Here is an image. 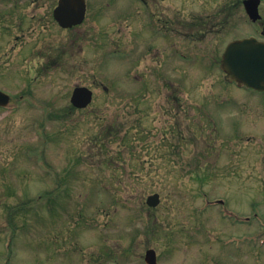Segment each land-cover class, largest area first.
I'll list each match as a JSON object with an SVG mask.
<instances>
[{
  "label": "rangeland",
  "instance_id": "obj_1",
  "mask_svg": "<svg viewBox=\"0 0 264 264\" xmlns=\"http://www.w3.org/2000/svg\"><path fill=\"white\" fill-rule=\"evenodd\" d=\"M119 1L121 17L47 21L0 49V264H146L148 248L161 264H264V94L217 65L249 32L242 4L156 0L150 17ZM77 85L94 91L82 110ZM109 125L120 135L100 144Z\"/></svg>",
  "mask_w": 264,
  "mask_h": 264
},
{
  "label": "flooded vegetation",
  "instance_id": "obj_2",
  "mask_svg": "<svg viewBox=\"0 0 264 264\" xmlns=\"http://www.w3.org/2000/svg\"><path fill=\"white\" fill-rule=\"evenodd\" d=\"M234 1L235 0H233V2ZM138 2L141 3L142 7L136 12L138 15L142 12H146L150 17L155 16L157 11L156 0H138ZM240 3L247 14L245 0H236L235 6L238 7ZM60 4L61 0H0V49H8L10 40L14 38L19 39L21 35L28 33L30 29L32 30L36 26L44 24L47 21L49 23H54L60 30L76 31L91 13H95L98 17H116V15L117 17H121L123 13H126L128 8L125 6L124 2L119 0H85L86 10L84 20L71 27H64L56 16ZM116 4L118 7L115 9ZM71 7L73 11H60V14L64 16L73 15L76 12L77 6L71 5ZM258 7V12L260 13L259 19L253 20L247 15L248 19H246V22L249 26V32L241 37L256 36L262 41L264 40V1L261 0ZM106 10L112 14L105 15ZM220 25H222L221 22L217 23V28ZM87 31L88 29L86 28L85 32ZM56 58H58V56ZM254 93L262 95L264 91L255 90Z\"/></svg>",
  "mask_w": 264,
  "mask_h": 264
},
{
  "label": "water",
  "instance_id": "obj_3",
  "mask_svg": "<svg viewBox=\"0 0 264 264\" xmlns=\"http://www.w3.org/2000/svg\"><path fill=\"white\" fill-rule=\"evenodd\" d=\"M258 5V0H246L247 8L253 18L258 17L257 9L253 11L252 5ZM71 5L77 6L76 12L71 16H64L60 11H73ZM251 5V7H249ZM85 0H61L59 9H57L56 16L63 26H72L79 23L85 16ZM256 12V14H254ZM223 64L232 67L233 73L231 76L242 78L248 85L257 87L256 77L264 71V42L256 39L245 38L229 43L227 46ZM229 72L230 70L227 69ZM258 75V76H257ZM93 97L91 89L85 86H78L74 89L71 101L74 105L79 107L87 106ZM10 96L0 90V105H7ZM148 204L157 205L159 203V194L150 195L147 199ZM145 260L147 264H159L157 260V253L150 248L146 251Z\"/></svg>",
  "mask_w": 264,
  "mask_h": 264
},
{
  "label": "trees",
  "instance_id": "obj_4",
  "mask_svg": "<svg viewBox=\"0 0 264 264\" xmlns=\"http://www.w3.org/2000/svg\"><path fill=\"white\" fill-rule=\"evenodd\" d=\"M101 129H103V128H101ZM104 129H107V130L106 131L100 130L101 132H100L98 138H96V139H99L101 141L100 144L108 141L110 137H111V139L113 138L115 140V137H117L118 133L120 135V132H121V129L114 128L111 125H109L108 127L104 128Z\"/></svg>",
  "mask_w": 264,
  "mask_h": 264
}]
</instances>
